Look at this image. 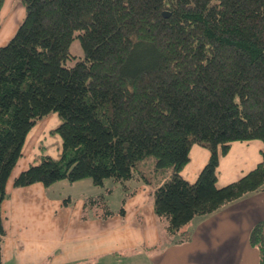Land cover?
<instances>
[{"label":"trees","instance_id":"obj_1","mask_svg":"<svg viewBox=\"0 0 264 264\" xmlns=\"http://www.w3.org/2000/svg\"><path fill=\"white\" fill-rule=\"evenodd\" d=\"M20 2L25 16L0 46V207L26 135L50 114L60 120L50 131L60 155H42L14 187L112 179L122 205L135 192L128 183L142 179L155 188L165 234L180 242L194 217L264 189V153L254 169L216 186L231 143L264 145V0ZM75 37L79 58L69 50ZM193 145L209 157L188 183L180 172ZM112 192L84 197L83 218L114 214ZM249 242L264 264L263 224Z\"/></svg>","mask_w":264,"mask_h":264},{"label":"crops","instance_id":"obj_2","mask_svg":"<svg viewBox=\"0 0 264 264\" xmlns=\"http://www.w3.org/2000/svg\"><path fill=\"white\" fill-rule=\"evenodd\" d=\"M52 115L53 123L43 122ZM55 115H48L28 132L21 157L6 183V197L0 207L6 260L15 256L19 264H40L54 252L49 264H134L138 259L142 264H261L259 251L250 244L249 236L254 226L264 225V189L223 205L203 220L194 217L183 228L188 237L182 245L171 243L165 248L164 222L154 213L155 188L142 179L130 183V190L135 192L125 203L121 205L120 200L123 213L117 212L120 207L109 206L114 214L101 217L91 211L86 219L84 197L100 194L89 180L67 182L70 188L65 193L64 180L49 187L40 183L14 187V178L38 163L42 155L59 157L61 140L50 134L60 124ZM46 133L54 140L44 147L48 154L40 148ZM263 153L264 145L258 140L231 143L228 153L220 157L216 186L223 187L254 169ZM208 157L207 149L193 145L189 161L180 172L182 178L193 183ZM77 183H83L82 191L74 192ZM101 188L104 191L105 183ZM213 217L219 220V228L203 233L207 224L215 225ZM219 244L218 256L215 248ZM195 250H201L198 258ZM141 254L143 259L136 257Z\"/></svg>","mask_w":264,"mask_h":264},{"label":"rangeland","instance_id":"obj_3","mask_svg":"<svg viewBox=\"0 0 264 264\" xmlns=\"http://www.w3.org/2000/svg\"><path fill=\"white\" fill-rule=\"evenodd\" d=\"M7 2H8V5H6ZM24 16H25V9H24L22 3L20 2V0H4V3H3L2 8L0 10V46L5 45L10 40V38L15 34V32H16L18 26L20 25L22 19L24 18ZM69 50H70L71 54L75 55L78 58L83 55L82 46H81L80 41L77 37H75L72 40V42L69 46ZM75 59H77V58H75ZM75 59L71 60L70 63H73L75 61ZM53 118H54L53 115L49 116L43 122L53 123L52 122ZM55 118L58 119V117L56 115H55ZM55 136H57V135H55ZM53 141L54 140L51 138V136L48 133H46L44 136V140H43L44 143L42 142L41 147H40L41 150H43L45 153L48 154V150L44 149V147H46V145L50 146ZM49 142H50V145H49ZM149 158L150 159H148L149 160L148 163L153 160L152 157H149ZM21 162H23V160ZM85 180H88V179H85ZM130 182L128 183V185L130 184ZM63 183L66 184V187L63 190V193H65L70 188V186L67 185L68 183L65 180ZM104 183L106 185V188L111 187V189H113V192L111 194L107 195V203L109 204V206L111 208L120 207V200H121V195H122L121 189H120L121 185L117 182H114L112 179H106L104 181ZM81 184H83V183H77V185H75L74 192L82 191V185ZM93 188H94L95 192H98V193H101L103 191V189L101 187H93ZM57 191H59V190L56 189V192ZM54 193H55V190H54ZM200 217H201V220H203V218H207V215L206 216L202 215ZM213 218H214L213 220L215 221V225H210V223L207 224L205 226V228H203V231H202L203 233L205 231H207V233H211V231H214V230L219 228V226L217 225L219 220L216 217H213ZM195 220H197V218ZM181 237H182V235H180V234L175 235V238H173L172 236L166 235L167 240L166 239L162 240V246H165V248H167L168 245L173 243V239L175 240V244H181L184 242V240H186V239H184L183 241L180 242L179 240L181 239ZM187 237H188V235H187ZM200 238H202V236H200ZM4 245H5L4 240H0V246H1L0 254L2 257L0 264H19V262L17 261L15 256H12V258L10 260H6V256H5V252H4ZM199 251H201V250H199ZM199 251L195 250V252H194V255L197 258L199 255ZM220 251H221V245L219 244L215 248V254L219 256ZM13 253L15 254V252H13ZM54 255H56V253L51 252L50 255L44 257V260L40 264H49L52 256H54ZM136 257L143 259L144 255L141 254V255H137ZM113 260H115V259H111V261H113ZM137 261L138 262H135L134 264H142L141 259H138ZM117 264H121V263H117ZM124 264H126V262Z\"/></svg>","mask_w":264,"mask_h":264},{"label":"water","instance_id":"obj_4","mask_svg":"<svg viewBox=\"0 0 264 264\" xmlns=\"http://www.w3.org/2000/svg\"><path fill=\"white\" fill-rule=\"evenodd\" d=\"M163 14H164V15H167V13H166V12H164Z\"/></svg>","mask_w":264,"mask_h":264}]
</instances>
